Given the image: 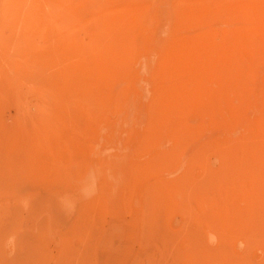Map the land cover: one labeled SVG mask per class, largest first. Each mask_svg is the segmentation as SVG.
Wrapping results in <instances>:
<instances>
[{
    "label": "rangeland",
    "instance_id": "rangeland-1",
    "mask_svg": "<svg viewBox=\"0 0 264 264\" xmlns=\"http://www.w3.org/2000/svg\"><path fill=\"white\" fill-rule=\"evenodd\" d=\"M263 68L264 0H0V264H264Z\"/></svg>",
    "mask_w": 264,
    "mask_h": 264
},
{
    "label": "bare ground",
    "instance_id": "bare-ground-1",
    "mask_svg": "<svg viewBox=\"0 0 264 264\" xmlns=\"http://www.w3.org/2000/svg\"><path fill=\"white\" fill-rule=\"evenodd\" d=\"M242 20H244V19H242ZM249 23H250V22H249ZM244 25H245V24H244ZM246 27H248V26H246ZM249 27H250V26H249ZM234 30H235V29H234ZM244 30H245V29H244ZM208 45H209V44H208ZM222 45H223V44H222ZM225 45H226V44H225ZM196 46H197V45H196ZM226 47H227V46H226ZM258 49H259V48H258ZM258 51H259V50H258ZM256 53H257V52H256ZM258 53H259V52H258ZM258 56H259V55H258ZM256 58H257V56H256ZM254 59H255V58H254ZM247 61H248V60H247ZM257 62H258V61H257ZM227 64H228V63H227ZM234 64H235V63H234ZM259 65H260V64H259ZM222 67H223V66H222ZM241 67H242V66H241ZM254 67H255V66H254ZM215 69H216V68H215ZM249 69H250V68H249ZM263 69H264V68H263ZM247 70H248V69H247ZM251 70H252V69H251ZM234 72H235V71H234ZM213 73H214V72H213ZM229 73H230V72H229ZM233 74H234V73H233ZM236 74H237V73H235V75H236ZM249 74H251V73H249ZM235 75H234V76H235ZM214 76H216V75H214ZM255 76H256V75H255ZM213 78H214V77H213ZM234 78H235V77H234ZM228 79H229V77H228ZM215 80H216V79H215ZM258 80H259V79H258ZM228 81L230 82V80H228ZM231 81H232V80H231ZM247 81H248V79H247ZM257 82H258V81H257ZM225 83L228 84V82H225ZM248 83H249V82H248ZM241 84H242V83H241ZM258 84H259V83H258ZM263 84H264V83H263ZM263 84H262V85H263ZM225 85H226V84H225ZM237 86H238V85H237ZM235 88H236V87H235ZM238 89H239V88H238ZM250 89H251V88H250ZM241 91H242V90H241ZM259 91H260V90H259ZM216 92H217V91H216ZM216 92H215V93H216ZM242 92H243V91H242ZM262 93H263V92H262ZM217 95H220V94L217 93ZM235 95H236V94H235ZM243 95H244V92H243V94H242V98H240V100L243 99ZM250 95H251V94H250ZM215 96H216V95H215ZM232 96H233V95H232ZM248 96H249V95L247 94V97H248ZM251 96H253V95H251ZM251 96H249V97H250V99H249L250 101H251V99H252ZM213 97H214V96H213ZM253 97H254V99L256 98L255 96H253ZM260 97H264V96L262 95V96H260ZM228 99H229V97H228ZM236 99H238V98H236ZM258 99H259V98H258ZM262 99H263V98H262ZM229 100H231V99H229ZM238 100H239V99H238ZM238 100H237V101H238ZM225 101H226V99H225ZM242 101H243V100H242ZM247 101H248V99H247ZM250 101H248V102H250ZM217 102H218V101H217ZM231 102H232V100H231ZM240 102H241V101H240ZM262 102H263V101H262ZM241 103H243V102H241ZM241 103H239V104H240V106H242L241 108L244 109L245 106L243 107V104H241ZM251 103H252V102H251ZM227 104H228V103H227ZM229 104H231L230 101H229ZM234 104H235V103L231 104L230 106L232 107V105H234ZM239 104L237 103V105H239ZM245 104H246V106H247V104H249V103H246V102H245L244 105H245ZM258 104H259V103H258ZM258 104H257V105H254V107L258 106ZM261 104H262V103H261ZM261 104H259V106H260ZM219 105H220V104H219ZM224 105H225V104H224ZM227 106H228L229 109H230V106H229V105H227ZM248 106H249V105H248ZM248 106H247L246 109H248ZM259 106H258V108H259ZM184 107H185V106H184ZM225 107H226V106H225ZM176 109H177V108H176ZM232 109H233V108H232ZM235 109H236V108H235ZM259 109H262V108H259ZM259 109H258V110H259ZM230 110H231V109H230ZM248 110H249V109H248ZM248 110H247V113L250 111V110H249V111H248ZM256 110H257V108H256ZM258 110H257V112H258ZM263 110H264V107H263ZM231 111H232V110H231ZM231 111H229V112H231ZM175 112H176V110H175ZM238 112H239V111H238ZM242 112H244V111L242 110ZM233 113H234V112H232V114H233ZM249 113H250V112H249ZM258 113H259V112H258ZM261 113H263V112H261ZM261 113H260V114H261ZM230 114H231V113H230ZM245 114H246V113H245ZM245 114H244V115H245ZM239 115H240V114H239ZM261 116H262V115H261ZM181 117H182V116H181ZM231 117H232V116H231ZM234 117H236V116L234 115ZM244 117H245V116H244ZM262 117H263V116H262ZM178 118H179V117H178ZM232 118H233V117H232ZM240 118H242V117H240ZM237 119H238V116H237ZM263 119H264V118H263ZM263 119H262V120H263ZM233 120H234V118H233ZM262 120H261V121H262ZM244 121H245V120H244ZM244 121H243V122H244ZM246 121H247V119H246ZM257 121H258V120H257ZM240 122H241V121H240ZM262 122L264 123V120H263ZM234 124H235V123H234ZM245 124H248V123L245 122ZM245 124H244V125H245ZM250 124H251V122H250ZM242 125H243V123H242ZM256 125H257V124H256ZM259 125H260V124H259ZM235 126H237V125H235ZM235 126H233V127H235ZM262 126H263V125H262ZM243 127H244V126H243ZM243 127H242V129H245V128H243ZM257 127H258V126H256V128H257ZM248 128H250V127H248ZM162 129H163V128H162ZM168 129H169V127H168ZM257 129H259V128H257ZM247 130H249V129H247ZM250 130H252V129L250 128Z\"/></svg>",
    "mask_w": 264,
    "mask_h": 264
}]
</instances>
